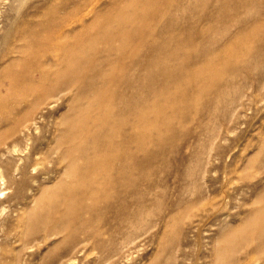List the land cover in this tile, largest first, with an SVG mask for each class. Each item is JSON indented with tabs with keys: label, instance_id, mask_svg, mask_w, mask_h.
Here are the masks:
<instances>
[{
	"label": "rangeland",
	"instance_id": "obj_1",
	"mask_svg": "<svg viewBox=\"0 0 264 264\" xmlns=\"http://www.w3.org/2000/svg\"><path fill=\"white\" fill-rule=\"evenodd\" d=\"M170 1L177 19L192 11L186 16L189 19L163 20ZM202 1L207 2L206 8L197 10V0H163L161 9L150 12L157 19L136 22L141 34L148 37L146 46L156 45L162 52L151 63L157 70L168 71L167 86L174 93L160 84L165 76L156 70L148 72L156 77L151 90L158 93L147 98L150 119L143 124L148 134L143 151L138 144L133 148L139 156L146 154V161L135 170L131 212L120 217L108 214L104 222L99 220L92 231L100 235L77 249L66 244L64 233L48 235L55 225L54 212L40 234L32 235L28 216L40 212L45 204L42 191L52 189L59 175L41 155L31 161L33 165L43 162L35 172L1 186L0 264H217L221 250L225 253L219 264H264L256 248L259 225L252 227L249 221L264 218V78L240 76L237 82L242 83L236 85V92L232 88V94H220L222 87L217 90L213 83L222 63L197 62L194 57L201 46L199 34L207 29L212 13V0ZM262 3L240 27L229 31L226 43L234 49L232 59L264 66ZM159 100L172 102L158 111L155 102ZM84 104L82 122L89 101ZM67 107L60 103L50 121L41 122L40 137L34 136L32 147L39 145L43 151L55 147L51 136L58 134L53 132L55 123ZM233 234L239 242L227 248V239ZM246 236L251 240L246 241ZM96 242L105 247L98 248Z\"/></svg>",
	"mask_w": 264,
	"mask_h": 264
},
{
	"label": "bare ground",
	"instance_id": "obj_2",
	"mask_svg": "<svg viewBox=\"0 0 264 264\" xmlns=\"http://www.w3.org/2000/svg\"><path fill=\"white\" fill-rule=\"evenodd\" d=\"M120 2L125 6L118 7ZM162 2L0 0V192L7 181L17 182L19 175L35 172L36 166L43 162L33 165L31 161L41 155L59 173L54 187L42 191L45 204L40 212L28 216L32 235L40 234L54 212L55 225L48 235L64 233L66 244L77 249L85 240L100 235L92 231L99 220L104 222L108 214L120 217L131 212L135 170L143 168L146 161V154L139 156L133 148L138 144L139 151H143L148 135L143 124L150 119L147 98L158 93L151 90L156 77L148 76V72L156 70L165 76L160 84L174 93L167 86L168 71L157 70L151 63V58L161 56L162 52L156 45L146 46L148 37L136 27L140 19H157V14L153 16L150 12L161 9ZM262 2H211L212 13L210 18L207 16L210 23L199 34L201 46L194 57L197 62L222 63L213 83L217 90L222 87L220 94H232V88L236 92V85L242 83L237 82L240 76L264 78L262 64L232 59L234 49L226 43L229 31L250 18ZM206 4L197 0L195 8H206ZM168 5L163 20H188L186 16L192 14L183 12L177 19L174 2ZM183 38L178 39V44ZM134 40L138 43L134 44ZM179 79L182 77H178V82ZM87 100L88 114L82 122L81 110ZM171 102L159 100L155 106L162 111ZM60 103L69 107L55 123L53 132L58 134L51 136L55 147L49 146L46 151L39 145L32 147L34 136L40 137L41 122H49ZM249 221L252 227L259 225L256 248L264 263V218L256 223L253 219ZM237 237L233 234L227 239V248L237 245L240 239ZM245 240L251 239L246 236ZM95 245L105 247L101 242ZM219 252L220 262L225 251Z\"/></svg>",
	"mask_w": 264,
	"mask_h": 264
}]
</instances>
